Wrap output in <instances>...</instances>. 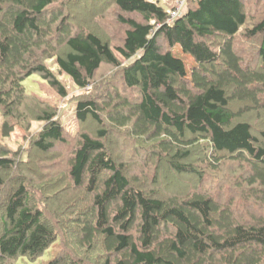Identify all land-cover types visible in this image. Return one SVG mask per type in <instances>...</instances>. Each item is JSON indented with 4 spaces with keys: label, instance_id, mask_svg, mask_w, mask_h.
Segmentation results:
<instances>
[{
    "label": "trees",
    "instance_id": "obj_1",
    "mask_svg": "<svg viewBox=\"0 0 264 264\" xmlns=\"http://www.w3.org/2000/svg\"><path fill=\"white\" fill-rule=\"evenodd\" d=\"M66 1L85 0H0L1 140L42 123L33 147L68 144L57 107L24 85L38 76L67 98L49 61L80 90L104 67L122 88L79 100L82 130L45 194L0 143V264L36 261L62 237L64 255L49 264H264V128L245 120L264 119V18L250 26L246 0H188L173 22L150 0H113L123 38L112 46L72 22ZM241 34L257 44L248 56ZM177 48L193 59L190 74ZM114 134L134 142L130 162L146 163L154 180L131 175ZM163 165L195 176L197 189L151 190Z\"/></svg>",
    "mask_w": 264,
    "mask_h": 264
},
{
    "label": "rangeland",
    "instance_id": "obj_2",
    "mask_svg": "<svg viewBox=\"0 0 264 264\" xmlns=\"http://www.w3.org/2000/svg\"><path fill=\"white\" fill-rule=\"evenodd\" d=\"M150 1L160 4L162 7L167 9L168 12L178 7L180 2H185L184 10L188 4V0H180L178 2H173L171 0ZM246 1L249 4V9L251 12L252 23H250V26H252L254 23H258L264 18V1L249 0L250 3L248 0ZM65 4L68 6L65 12L69 14L71 21L77 26L80 28L92 29L93 25L98 28L101 36L112 43V46H116L121 43L123 31L116 23L113 0H85L79 3L66 1ZM102 17L104 18L102 19ZM242 32L244 33L243 30ZM252 43L253 42H251L249 38L241 34L237 40V48L244 54V56H248V51L253 50V48L255 49V45H257L255 44L252 46ZM175 54L185 61L188 73L190 74L192 69L195 67L193 59L190 56H183L179 48L176 49ZM49 64L52 70L56 73L58 79L66 86L68 92L67 98H64L58 94L47 81L41 79L38 76L29 78L24 82V85L29 93L35 95L41 101L52 105L53 107H57L61 122L63 123L66 130L65 138L68 141L66 147L57 145L55 149L49 154H45L33 147L34 140H36V134L39 130H41L42 123H34L31 131L29 132L20 127H16L14 133L8 140H1L0 137V143L6 145L8 144L12 151L17 152V154L19 153V156L16 155V158L19 159V162L27 163L23 164L25 166L27 165V168H24V170H27V180L30 183L32 182V186L41 188L43 190V194H45L46 190L44 187L48 186V182L51 180V178L56 177L57 179V177L63 173V170L60 168L62 167L60 166V163H65V160H67V157L69 156L68 151H71L72 147L76 145L75 142H77L80 130H82L76 118V109L79 100H82L85 97H101L104 95V92L111 90V85L114 83H119L120 89L122 88V82L119 80L120 78L115 75L116 71L109 67L103 68L90 89L80 90L75 85L70 76L65 73L60 74L58 72L55 61H49ZM123 92H125V90ZM125 93L127 94V92ZM245 120L250 122L257 132L260 131L261 128H264V119H260L257 114L246 116ZM2 123L3 118L0 116V128ZM87 127L92 133L96 130L93 123L88 124ZM110 142L112 143L111 145L113 149L116 150L114 151L115 156L123 157V161L125 164L127 163L126 166L129 167L132 176L140 178L145 185L147 178H149L150 182L151 180H154L151 179L153 175H151L152 173L150 174V169L146 168V163L138 161L137 159L134 162L131 161L133 164L130 162V159H134V142H132L130 139L126 140L124 138L120 140L117 134H114L113 139L111 137ZM197 156L198 154L195 155V160H197ZM163 169L164 170H162L159 177V182L152 186L151 190H154L160 194H183L184 192L197 189L198 185L195 176H177L173 170L171 171L169 167L164 165ZM48 193L50 194L51 192L48 191ZM48 193H46V195ZM53 195L54 194L52 193V196ZM44 196L40 197L38 195L36 202L40 205L47 204L46 200H44ZM228 197L230 198L231 195ZM47 206L49 205L47 204ZM2 217L3 212H0V230L2 227ZM63 239L64 237L55 242L45 253V255L36 261H31L28 258H20L16 262H7L3 264H49L61 254L64 255L66 243Z\"/></svg>",
    "mask_w": 264,
    "mask_h": 264
},
{
    "label": "built area",
    "instance_id": "obj_3",
    "mask_svg": "<svg viewBox=\"0 0 264 264\" xmlns=\"http://www.w3.org/2000/svg\"><path fill=\"white\" fill-rule=\"evenodd\" d=\"M184 6H185V2H180L178 4V7H176L174 10L169 12V14H170L169 22H173L177 18H179L183 15Z\"/></svg>",
    "mask_w": 264,
    "mask_h": 264
}]
</instances>
